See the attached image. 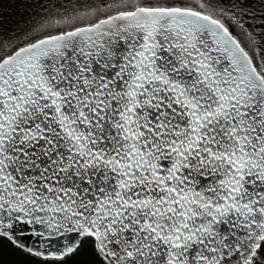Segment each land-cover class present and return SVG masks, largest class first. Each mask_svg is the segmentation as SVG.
Segmentation results:
<instances>
[{
  "label": "snow or ice",
  "instance_id": "snow-or-ice-1",
  "mask_svg": "<svg viewBox=\"0 0 264 264\" xmlns=\"http://www.w3.org/2000/svg\"><path fill=\"white\" fill-rule=\"evenodd\" d=\"M0 264H264V0H0Z\"/></svg>",
  "mask_w": 264,
  "mask_h": 264
}]
</instances>
